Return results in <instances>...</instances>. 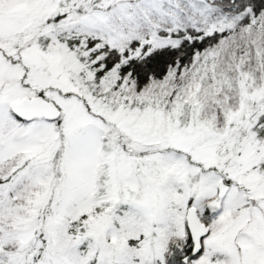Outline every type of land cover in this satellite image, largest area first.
<instances>
[{"label": "snow or ice", "instance_id": "1", "mask_svg": "<svg viewBox=\"0 0 264 264\" xmlns=\"http://www.w3.org/2000/svg\"><path fill=\"white\" fill-rule=\"evenodd\" d=\"M0 264H264V0H0Z\"/></svg>", "mask_w": 264, "mask_h": 264}]
</instances>
